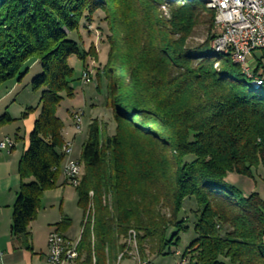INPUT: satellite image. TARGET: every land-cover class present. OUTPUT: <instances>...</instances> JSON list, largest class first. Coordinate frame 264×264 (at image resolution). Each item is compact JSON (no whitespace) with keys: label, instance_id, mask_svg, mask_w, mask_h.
Masks as SVG:
<instances>
[{"label":"trees","instance_id":"1","mask_svg":"<svg viewBox=\"0 0 264 264\" xmlns=\"http://www.w3.org/2000/svg\"><path fill=\"white\" fill-rule=\"evenodd\" d=\"M99 13L108 49L96 89L115 129L108 136L92 120L81 146L74 189L83 221L93 224L83 222L74 263L115 264L131 230L141 256L170 255L192 217L196 238L181 253L187 264H264V198L227 182L229 174L254 180L261 169L264 183V86L249 87L239 66L210 47L215 11L202 0H0V86L40 66L10 236L27 241L42 195L61 176L56 113L73 97L68 58L84 68L86 57L96 58L70 36ZM200 26L207 38L193 44ZM12 122L4 114L0 128ZM192 199L188 217L183 205ZM69 226L62 216L54 227L63 234Z\"/></svg>","mask_w":264,"mask_h":264},{"label":"rangeland","instance_id":"2","mask_svg":"<svg viewBox=\"0 0 264 264\" xmlns=\"http://www.w3.org/2000/svg\"><path fill=\"white\" fill-rule=\"evenodd\" d=\"M101 19L102 14H96L94 22L92 24H84L83 28L80 29L78 35L74 34L70 36L72 39L78 41L80 47L84 51H88L93 48L96 58L92 56L86 57V68H84L82 62L79 61L76 57L68 58V65L74 71L73 81L71 82L73 97L63 99L56 113L57 117L63 124L64 132H70L71 134H73L74 132L76 136V142L73 146L72 152V155L76 158L80 157L81 146L87 139L88 125L90 120L97 118V121H112L115 129V123L112 120L110 111L105 109L103 106L105 96L104 90L98 91L96 89L95 71L98 67H101L104 64L108 49L105 42V37L107 36L106 26ZM206 38L207 28L205 26H200L194 31L191 43L201 44L205 41ZM215 39L212 40L210 47ZM252 56L255 59L259 60L263 55L261 51H255L253 52ZM39 72L40 66L38 63H35L30 68L26 67L22 69L21 73H24V75L22 76L20 81L18 80V77H16V79L8 81L7 83H4L0 86V97L6 94L0 100V117L5 114L4 112H8V115L19 118L21 116L19 109L21 107L25 108V104H27L26 108L35 109L34 111L26 110V116L22 115L23 117H21L20 120L16 121L18 122L16 125L10 126V128H8L9 126L0 128V131L5 130V132L3 133L9 134L12 141L16 144V148L15 150H13L12 154H20V152H22L24 144L28 143V136L32 130L33 123L37 118L39 112L40 92L33 91L30 84L32 78L39 74ZM82 73H88L90 75V83L84 84L82 82ZM247 84L250 87L251 81L248 80ZM262 93L264 95V87L262 88ZM15 111H18L19 113L15 115ZM75 112L82 113V115H80L81 131L77 134L73 129V123L71 121V115ZM2 128H4V130H1ZM5 152L8 151L5 150ZM261 175V169H258L255 172L254 180H250L235 174H229L227 177V182L235 186L244 196H248L249 194L256 192L260 195L261 198H264V183L261 180ZM90 196H92V193H90ZM45 200L46 198L43 194L37 215L42 214L44 210L43 201ZM64 201L66 209L69 212L76 214V219L74 220L75 222H73L72 231L74 232L75 237H80V224L83 221V215L82 211L77 205V197L74 187L68 186L65 189ZM53 204V208H47V210H49L50 212L55 209L51 213L48 212L50 217H53L52 213L57 214L60 209L59 202L53 201ZM183 206L186 213H188L189 208L195 209V203L193 199L191 202H188L186 200ZM76 207H78L79 210ZM188 217H191V214L188 213ZM86 220L90 221V225L92 226L93 220L91 219V217L87 218L86 215L84 223ZM189 225V231L187 233L179 235V242L175 250H172L170 255L164 257H153L148 252L141 256L137 247L136 233L132 230L129 231L128 236L125 240V251H123L122 254L118 253L115 264H142L143 262L151 264H173L177 261H180L182 259L181 253L188 247L189 243L196 238V235L192 229V217L189 221ZM132 233H134L135 235V246H133V243L131 244V241H133ZM224 263L230 264L228 261H224Z\"/></svg>","mask_w":264,"mask_h":264},{"label":"crops","instance_id":"3","mask_svg":"<svg viewBox=\"0 0 264 264\" xmlns=\"http://www.w3.org/2000/svg\"><path fill=\"white\" fill-rule=\"evenodd\" d=\"M4 96H1L0 100ZM26 105L27 104H25V108L21 107L19 109L21 115L19 118H16L15 116L12 117L8 115V112H4L11 118V120H13L12 123L4 126V128L7 126H9L8 128H10V126H14L18 123L16 121L20 120V118L23 117L22 115L26 114V110L28 109L26 108ZM19 112L15 111V115H17ZM93 120H97V118ZM91 121L92 120H90V122ZM98 122L106 127V133H107L106 135L108 136L113 135L114 125L112 121L108 122L101 120ZM4 128H2L1 130H4ZM3 132H5V130L0 131V142H2L5 138L11 139L9 134H4ZM62 135L64 141L71 140L74 146L76 142V136L74 132L73 134H71L70 132H64L63 130ZM26 145H28V143L24 144V147L22 149V152H20V154L19 153L12 154L13 150H15L16 148L15 143H14V147L10 151L8 152L0 151V254H1L0 264H48L47 239L49 234L55 231L54 226L61 221L62 216H65L70 221V227L67 229L65 233L61 234L64 237V239H66L71 243H76L79 241L80 238V237H75L74 236L75 234L72 231L73 222H75L74 220L76 219L75 218L76 214L69 212L64 205L65 189L71 185L62 177V175L58 179L56 188L44 192V197L46 198V200L43 201L44 210L41 215H37V217L30 223L29 237L27 241L24 238L13 239L10 236V226L12 222V207L16 199V194L20 182L17 174V165L21 155L27 148ZM73 158L74 160H77L76 162H78L79 158H76L74 156ZM63 164L64 163H62V165ZM53 201L59 202L60 209L57 214L52 213L53 217H50L48 213L50 211L47 210V208H53L54 205ZM76 208L78 209V207ZM83 222L84 221H82L80 224V236L83 230ZM27 247H29L30 249H28Z\"/></svg>","mask_w":264,"mask_h":264},{"label":"built area","instance_id":"4","mask_svg":"<svg viewBox=\"0 0 264 264\" xmlns=\"http://www.w3.org/2000/svg\"><path fill=\"white\" fill-rule=\"evenodd\" d=\"M218 15L215 29L217 38L212 43L213 49H224L231 52L234 63H247V70H253L254 79L264 81V0H217ZM261 51L262 57L257 60L252 54ZM82 81L90 83V75L82 73ZM75 115L72 114L73 129L77 134L79 128L75 126ZM64 145H71V152H64ZM14 147L11 139L5 138L0 142V151H10ZM73 142L64 141L61 148L63 163H66L67 182L73 187L72 171L75 170L76 160L72 158ZM135 236V235H134ZM57 243H64V237L56 231L49 234L47 239V262L56 263ZM133 246L134 241H132ZM67 244V243H66ZM72 255V249H71ZM74 260V255H72ZM1 263V254H0ZM151 264V263H147ZM173 264H187L181 259Z\"/></svg>","mask_w":264,"mask_h":264},{"label":"bare ground","instance_id":"5","mask_svg":"<svg viewBox=\"0 0 264 264\" xmlns=\"http://www.w3.org/2000/svg\"><path fill=\"white\" fill-rule=\"evenodd\" d=\"M202 1H205L206 6L208 8L213 9L215 11V15H218L217 0H202ZM215 23H216V16H215V21H214V28H215ZM211 48L213 49V44L211 45ZM213 50L216 53L227 55L233 64H236L239 66L242 74L245 75L246 78L251 80L252 85L255 88H259L261 86H264V81L259 82V81L254 79L253 70H247V63H234L232 53L228 52V51H224V49H213ZM82 82L84 84H87V81H82ZM75 126L79 128V131H77V133H80V131H81L80 115H75ZM64 152H71V145H64ZM59 171H60L62 177L65 180H67L66 163L61 165V167L59 168ZM81 173H82V168H81L80 164L78 162H76L75 170L72 171L73 187L74 188L79 183ZM132 239L135 242L134 233H132ZM77 244H78V242L71 243V242L67 241L66 239H64V243H57V253L58 254H56V263H54V264H74V261L77 257ZM131 244H132V241H131ZM71 249H72V255H74V260H72ZM142 264H147V262H143Z\"/></svg>","mask_w":264,"mask_h":264}]
</instances>
